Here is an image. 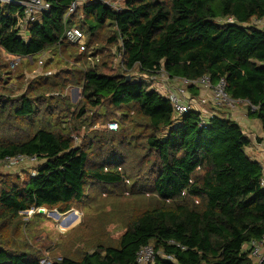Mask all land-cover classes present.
<instances>
[{
  "label": "trees",
  "instance_id": "16d2710c",
  "mask_svg": "<svg viewBox=\"0 0 264 264\" xmlns=\"http://www.w3.org/2000/svg\"><path fill=\"white\" fill-rule=\"evenodd\" d=\"M48 1L26 37L16 28L19 7L0 3V46L21 56L7 69L31 63L28 56L36 64L44 52L45 64L64 65L17 98L0 91L1 124L27 125L0 138V160L22 153L40 161L34 176L0 174V264L47 258L17 249V226L13 239L5 236L22 212L66 213L116 185L158 203L132 216L117 243L97 235L83 241L90 249L76 246L51 264H137L148 244L162 253L153 264H257L246 245L264 235L263 166L246 151L252 140L240 120L221 109L201 127L198 111L179 118L165 95L127 76L139 64L163 66L172 78L224 77L233 98L256 107L248 106L249 117L264 133V28L255 23L264 19V0H125L119 11L99 1L69 15L75 0ZM72 26L86 34L87 51L65 39ZM119 54L125 70L115 66ZM74 84L82 99L73 105L64 94ZM112 122L117 130L108 129Z\"/></svg>",
  "mask_w": 264,
  "mask_h": 264
},
{
  "label": "rangeland",
  "instance_id": "374dc122",
  "mask_svg": "<svg viewBox=\"0 0 264 264\" xmlns=\"http://www.w3.org/2000/svg\"><path fill=\"white\" fill-rule=\"evenodd\" d=\"M113 1L120 5H124L125 2V0ZM8 59V54L0 46V62L6 64L7 61L9 62ZM117 59L116 57V67H118ZM90 60L95 62L94 58H90ZM31 64L32 62H26L15 70L7 69L6 64V68L0 71V91L7 93L12 98H17L30 86L39 84V80L42 82L45 78L52 77L57 71L64 68L62 64L56 65L55 61L49 64L46 62L44 66H39L37 63ZM131 75L134 81H144L141 80V77L145 79L148 74L134 72ZM147 83L149 91L156 90L164 95L165 91L159 89L157 84ZM51 91L46 93V96L57 95ZM64 95L68 96L73 105L79 104L82 99V86L70 85ZM244 107L246 108V106ZM20 123L14 119H11L6 125L0 122V138L22 133L20 129L26 128L27 125L21 127ZM104 127V124H98L94 128L102 130ZM253 145L254 143L251 144V146ZM35 168L36 166H21L15 169H5L0 165V174H18L21 179H24L32 174ZM157 203L158 200L153 194L131 192L128 186H103L100 187L99 195L93 201L85 200L83 206L75 205L66 213L48 208H43L44 211H41V208L24 211L21 213V217L13 220V223L7 224L4 231L6 237L13 239L12 230L17 226L18 236L14 237L17 249L30 250L41 255L42 258L49 257L51 260H60L64 252L73 250L76 246H78L77 248L90 249L91 247L89 248V245L83 241H91L97 235V237L104 235L106 243H117L132 216ZM246 247H249V244Z\"/></svg>",
  "mask_w": 264,
  "mask_h": 264
},
{
  "label": "built area",
  "instance_id": "2783aa9c",
  "mask_svg": "<svg viewBox=\"0 0 264 264\" xmlns=\"http://www.w3.org/2000/svg\"><path fill=\"white\" fill-rule=\"evenodd\" d=\"M105 2L106 4L114 7L116 10H121L122 5L118 4L113 0H75L72 2L68 14L73 13L79 4H90L94 2ZM1 4L6 5H17L19 10L15 13L17 18L16 28L19 30V33L22 36H26L28 33V27L31 23L35 22L39 15L47 12L51 8V3L48 0H0ZM231 20V18H230ZM255 23L261 28H264V19L256 20ZM64 37L71 44L75 45L82 51H87L88 43L86 34L79 29L78 27H67L65 29ZM8 54V53H7ZM9 64L11 68H15L16 65L21 60V56L8 54ZM48 58V53L44 52L36 60V63L39 66H44L45 61ZM30 62H35L33 56L26 57ZM99 60V57H97ZM118 66L122 69H126L123 61V56L119 54L117 59ZM147 73V77L144 79L141 77V80L144 82H149L151 84H157L159 89L165 91L164 95L171 101L174 112L177 117L181 118L186 114L192 112L193 109L199 112L200 114V126L205 127L209 124V121L218 114H221L218 110L225 109L228 111L227 116L236 121L239 119L237 115H234L233 112L239 111L240 108L246 106L245 116H249L248 106H251V111L254 112L256 107L251 105L249 102L241 99L233 98L227 90V81L224 77L220 78L216 83L211 79L210 75H203L196 80H190L185 78L175 77L172 78L165 71L164 67H154L153 69L142 70V67L139 64H135L130 73ZM132 76V75H131ZM172 80H177L173 82ZM190 85H194L199 89L206 92V94L198 96L195 98V103L192 102L194 99H189L187 96V88ZM209 94V95H208ZM110 130H117L118 124L112 122L107 125ZM76 140L78 137H75ZM40 163L39 158L35 155H26V154H16L5 156L0 160L1 167L5 169H15L21 166H37ZM36 174V170L32 172V176ZM261 185L264 188V167H263V176L261 179ZM172 244L175 242L172 241ZM184 248V247H183ZM251 250V256L255 259L257 264L264 263V235L258 240H252L249 243ZM159 254H162L160 251H157L153 245L148 244L140 248L137 253L136 263L137 264H153ZM168 260H173L172 255L165 256ZM52 260L47 257L41 261V264H51ZM203 264V263H201Z\"/></svg>",
  "mask_w": 264,
  "mask_h": 264
},
{
  "label": "crops",
  "instance_id": "0c3cea01",
  "mask_svg": "<svg viewBox=\"0 0 264 264\" xmlns=\"http://www.w3.org/2000/svg\"><path fill=\"white\" fill-rule=\"evenodd\" d=\"M197 89L195 88L194 90L187 92L189 93L188 96L190 97V100L194 98L192 100L193 103H195V98L206 94V92L203 90L199 88ZM233 114L237 115V118L240 120L245 133L250 136L252 143H254L253 146H251V143L246 148V151L254 160L258 161L264 167V133L261 131L260 123L256 119L245 116L244 107L240 108L239 111L233 112ZM259 138L262 139L259 141Z\"/></svg>",
  "mask_w": 264,
  "mask_h": 264
},
{
  "label": "water",
  "instance_id": "95a60500",
  "mask_svg": "<svg viewBox=\"0 0 264 264\" xmlns=\"http://www.w3.org/2000/svg\"><path fill=\"white\" fill-rule=\"evenodd\" d=\"M131 79H132V77H131L130 75H128V76H127V80H131ZM41 211H44V209L41 208ZM56 214H58V213L56 212Z\"/></svg>",
  "mask_w": 264,
  "mask_h": 264
}]
</instances>
